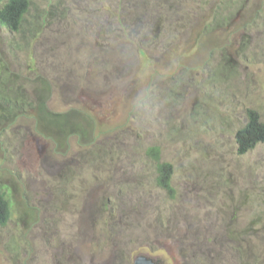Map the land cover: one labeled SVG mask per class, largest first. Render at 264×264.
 Masks as SVG:
<instances>
[{
  "label": "rangeland",
  "instance_id": "1",
  "mask_svg": "<svg viewBox=\"0 0 264 264\" xmlns=\"http://www.w3.org/2000/svg\"><path fill=\"white\" fill-rule=\"evenodd\" d=\"M30 1L0 25V264H264V144L236 141L264 122V0Z\"/></svg>",
  "mask_w": 264,
  "mask_h": 264
},
{
  "label": "trees",
  "instance_id": "2",
  "mask_svg": "<svg viewBox=\"0 0 264 264\" xmlns=\"http://www.w3.org/2000/svg\"><path fill=\"white\" fill-rule=\"evenodd\" d=\"M0 25L10 29L11 31H18L25 15L28 13L31 1L30 0H0ZM224 3H220L219 8L215 9L213 23L214 27L224 24L222 8ZM226 9V8H225ZM208 32V25L204 28ZM10 101V100H9ZM40 109L42 110V118L50 121L52 130H57V134H62L63 141L68 136V131L71 128L76 130L81 129L80 118H77L73 112L64 114H53L46 110L43 104ZM248 122L236 134L238 154L244 155L250 150L254 149L258 144H264V122L261 120L258 113L254 110H248ZM56 133V132H55ZM70 135L72 132L70 131ZM69 135V136H70ZM62 140L57 139L56 145H61ZM149 154L156 160L157 163V178L156 184L162 190L166 191L170 196L175 195V189L172 183L174 170L173 165L169 162H163L160 159V150L158 147L149 149ZM8 194L0 192V226H5L11 218V204L8 200Z\"/></svg>",
  "mask_w": 264,
  "mask_h": 264
},
{
  "label": "water",
  "instance_id": "3",
  "mask_svg": "<svg viewBox=\"0 0 264 264\" xmlns=\"http://www.w3.org/2000/svg\"><path fill=\"white\" fill-rule=\"evenodd\" d=\"M166 261L163 255L138 252V254L134 255L133 264H167Z\"/></svg>",
  "mask_w": 264,
  "mask_h": 264
}]
</instances>
